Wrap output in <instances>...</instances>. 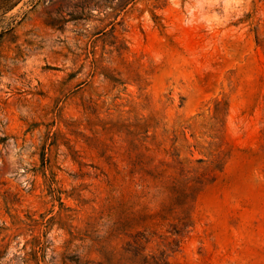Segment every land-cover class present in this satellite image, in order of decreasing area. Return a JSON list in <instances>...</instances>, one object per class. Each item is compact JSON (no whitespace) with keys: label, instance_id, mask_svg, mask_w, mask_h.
<instances>
[{"label":"rangeland","instance_id":"1","mask_svg":"<svg viewBox=\"0 0 264 264\" xmlns=\"http://www.w3.org/2000/svg\"><path fill=\"white\" fill-rule=\"evenodd\" d=\"M161 250L264 264V0H0V264Z\"/></svg>","mask_w":264,"mask_h":264},{"label":"trees","instance_id":"2","mask_svg":"<svg viewBox=\"0 0 264 264\" xmlns=\"http://www.w3.org/2000/svg\"><path fill=\"white\" fill-rule=\"evenodd\" d=\"M186 217H176V224L173 226V231H171V234L179 235L180 231L183 227H185V223L183 220H185ZM176 242V239H173L171 242ZM142 264H170L168 260L165 258L164 251L161 250L159 254H153L150 255L149 258H145Z\"/></svg>","mask_w":264,"mask_h":264}]
</instances>
